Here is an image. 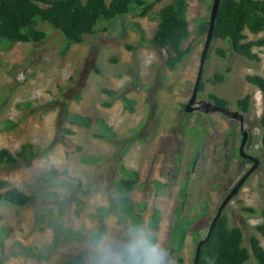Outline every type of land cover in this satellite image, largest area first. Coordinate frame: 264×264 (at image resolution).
<instances>
[{
	"label": "rangeland",
	"instance_id": "obj_1",
	"mask_svg": "<svg viewBox=\"0 0 264 264\" xmlns=\"http://www.w3.org/2000/svg\"><path fill=\"white\" fill-rule=\"evenodd\" d=\"M172 1L162 0L151 16L143 18L135 17L138 9L132 5L128 15L111 23L100 21L96 34L82 44L67 46L62 35L48 25L40 26L46 38L39 43L0 40V150L16 155L29 143L42 153L28 168L0 166V179L35 197L23 209L0 203V232L11 230L6 239L0 237V264H90V237L96 231L126 238L132 225L116 207L122 167L140 176L130 199L143 216L141 226L150 234L152 214L158 210L161 221L155 234L169 264H193L198 240L188 235L180 250L172 240L181 189L187 190L182 216L192 222L190 231L204 238L220 204L252 164L238 153V121L220 113L180 112L192 95L206 39L205 32L199 34V20L210 15L212 0H189L186 15L191 38L187 45L191 53L175 71H169L165 52L149 41L160 21L155 13ZM135 21L145 31V43ZM246 34L251 41L264 39V32ZM217 48L225 50V59L216 55ZM254 52L260 61H249L236 55L228 43L214 41L204 66L205 90L198 100L209 101V94H215L228 101L230 110L244 114L245 151L261 164L224 215L231 227L243 230L245 246L257 236L264 247V235L258 231L264 225V130L260 125L264 98L246 81L247 75L264 77V47ZM217 72L224 75V81L214 86L211 80ZM103 89L118 93L108 96ZM247 95L252 96L250 113L237 107V101ZM123 96L134 101V112L124 109ZM103 102L112 105L106 108ZM65 110L89 116L94 123L89 128L72 125ZM97 119H104L118 137L95 138V134H104ZM7 121L16 122L17 127L7 130ZM64 130L75 134L65 135ZM63 136L81 150L69 151ZM84 156L100 160L89 164L82 161ZM51 171L67 172L71 180L42 181ZM205 205L207 213L203 214ZM243 208H253L257 214ZM67 231L80 237H70ZM19 243L34 255L21 254ZM78 258L83 262L72 263Z\"/></svg>",
	"mask_w": 264,
	"mask_h": 264
},
{
	"label": "trees",
	"instance_id": "obj_2",
	"mask_svg": "<svg viewBox=\"0 0 264 264\" xmlns=\"http://www.w3.org/2000/svg\"><path fill=\"white\" fill-rule=\"evenodd\" d=\"M161 1L155 0L148 3L146 0H112L108 4L107 0H0V40H7L11 44L39 43L46 38V33L40 29V26L48 25L62 35L65 42H67V46L82 44L87 36L96 34L100 21L111 23L119 16H126L131 12L132 5H136L138 9L135 11V17H149L155 6ZM188 5L189 0H173L170 4L162 7L157 14L155 13L160 21L157 31L149 43L156 49L165 52L164 64L169 71H175L191 53V47L187 45L191 38L190 23L186 15ZM211 8L212 4L209 7L210 12ZM209 20L210 15L199 20V34L207 33ZM133 24L141 35V42L145 43V31L141 24L138 22H133ZM103 31L107 32L106 27ZM247 31L254 35L264 32V0H222L214 26L213 42L216 40L226 42L236 55L249 61L258 62L260 57L254 52V49L263 48L264 39L258 41L248 40ZM128 48L131 49L130 46ZM216 55L223 59L226 58V52L222 48L216 49ZM209 58L208 53L207 60ZM112 61L115 63L116 59ZM211 81L214 86L223 83L224 75L217 72ZM246 81L255 87L264 98V77L247 75ZM204 90L205 83L202 79L199 92L202 93ZM103 93L108 96H115L118 92L112 89H103ZM208 99L218 106L228 108V101L224 98L209 94ZM123 102L125 103V110L130 113L134 112L133 100L123 96ZM102 105L109 108L112 104L103 102ZM26 106L30 105L27 104ZM20 107L21 105H18V108ZM237 107L244 113H250L252 96L247 95L239 99ZM65 117L72 125H79L84 128H89L94 123V120L89 116L72 114L67 110H65ZM95 122L104 129V134H95V138L115 139L118 137L117 133L104 119H97ZM260 125L264 130V109ZM4 127L7 130H12L17 127V123L7 121L4 123ZM63 132L65 135L75 134L71 130H64ZM62 142L69 151L81 150V147L76 146L65 136L62 137ZM41 155L39 148L29 143L22 145L16 155L8 149H1L0 166L16 169L22 165L28 168ZM122 156L123 154H121ZM99 160L98 156H84L82 158L83 162L89 164L97 163ZM120 175L121 179L116 186V207L132 226H141L144 222L143 216L136 211L130 199V193L139 183L140 176L137 172L130 171L125 167L121 168ZM60 178L71 180L67 172L60 173L56 171L45 174L41 180L46 182L47 180L53 181ZM74 182L78 183V181ZM157 185L162 184L157 182ZM186 193L185 188L181 189L180 205L177 210L178 217L172 230V240L177 250L183 247L187 236L190 234L198 242L203 239L195 230L190 231L192 222L186 216H182ZM34 200V196L27 195L19 188L10 187L7 180L0 179L1 204L11 208L23 209L29 207ZM144 206L146 207L145 203ZM243 211L252 215L257 214L253 208H243ZM202 213H207L206 205L203 207ZM2 219L3 216L0 214V220ZM160 221L159 212L155 209L152 214L151 233L149 235L156 242L155 232ZM10 231L9 228L1 229L0 237L6 239ZM258 231L264 235V225L258 227ZM67 232L70 237H80L77 232ZM101 235H103V229L96 231L90 237V241ZM18 248L23 255H34L31 248H25L20 243ZM77 262L82 263L83 260L78 258L72 261V263ZM199 264H264V247L257 236H252L249 246H245L243 230L237 226L231 227L228 218L223 213L216 223L210 239L202 247Z\"/></svg>",
	"mask_w": 264,
	"mask_h": 264
},
{
	"label": "water",
	"instance_id": "obj_3",
	"mask_svg": "<svg viewBox=\"0 0 264 264\" xmlns=\"http://www.w3.org/2000/svg\"><path fill=\"white\" fill-rule=\"evenodd\" d=\"M222 0H213L212 8H211V14H210V20L208 23V29L206 33V40L204 43L203 50L201 52L200 57V63L199 68L197 72L196 81L194 84V88L192 91V95L188 103L185 107L186 113H192L194 111H201L206 114L210 113H220L226 116L229 119L238 121L240 123V129H241V144L238 150L239 156L241 159L248 160L252 162L251 168L242 176V178L236 183V185L231 189V191L228 193V195L224 198L222 203L220 204L210 226L207 235L205 238L200 240L197 243L196 250H195V256L193 264H199L201 254H202V247L205 243L210 239L213 229L218 222V220L223 215L224 210L228 206V204L233 200V198L237 195V193L244 187L246 181L256 172V170L259 168L261 161L259 158L248 154L245 151V147L248 141V132L245 130V117L244 114L239 111L230 110L229 108H224L221 106L216 105L213 102L208 101H198V96L200 94V85L203 79V73H204V66L207 60V55L209 53L210 47L213 42V32H214V26L219 10V6L221 4ZM198 104V105H197ZM197 105V106H196Z\"/></svg>",
	"mask_w": 264,
	"mask_h": 264
},
{
	"label": "clouds",
	"instance_id": "obj_4",
	"mask_svg": "<svg viewBox=\"0 0 264 264\" xmlns=\"http://www.w3.org/2000/svg\"><path fill=\"white\" fill-rule=\"evenodd\" d=\"M89 261L90 264H169L166 250L143 226L130 227L124 239L107 235L94 239L90 243Z\"/></svg>",
	"mask_w": 264,
	"mask_h": 264
},
{
	"label": "flooded vegetation",
	"instance_id": "obj_5",
	"mask_svg": "<svg viewBox=\"0 0 264 264\" xmlns=\"http://www.w3.org/2000/svg\"><path fill=\"white\" fill-rule=\"evenodd\" d=\"M198 97H199V96H198ZM190 98H191V97H190ZM189 100H190V99H189ZM189 100H188V101H189ZM208 100H209V99H208ZM198 101H207V100H198ZM208 102H209V101H208ZM210 102H212V101H210ZM187 103H188V102H187ZM187 103H186V104H187ZM213 103H214V102H213ZM186 104H183V107H182V109H181V111H180L181 113H182V111L185 112ZM197 105H198V104H197ZM197 105H196V106H197ZM194 112H201V111H194ZM185 113H186V112H185ZM192 113H193V112H192ZM201 113H204V112H201ZM204 114H206V113H204ZM210 114H211V113H210ZM246 161H247L249 164H252V162H250V161H248V160H246Z\"/></svg>",
	"mask_w": 264,
	"mask_h": 264
},
{
	"label": "bare ground",
	"instance_id": "obj_6",
	"mask_svg": "<svg viewBox=\"0 0 264 264\" xmlns=\"http://www.w3.org/2000/svg\"><path fill=\"white\" fill-rule=\"evenodd\" d=\"M210 14H211V12H210ZM205 40H206V39H205ZM203 47H204V46H203ZM210 48H211V47H210ZM200 57H201V55H200ZM199 63H200V61H199ZM195 81H196V80H195ZM194 84H195V83H194ZM193 88H194V87H193ZM247 181H248V180H247ZM247 181H246V182H247ZM217 210H218V209H217ZM224 211H225V210H224ZM216 212H217V211H216ZM223 213H224V212H223ZM212 220H213V219H212Z\"/></svg>",
	"mask_w": 264,
	"mask_h": 264
},
{
	"label": "crops",
	"instance_id": "obj_7",
	"mask_svg": "<svg viewBox=\"0 0 264 264\" xmlns=\"http://www.w3.org/2000/svg\"><path fill=\"white\" fill-rule=\"evenodd\" d=\"M135 22H138V23H140L139 21H135ZM141 24V23H140ZM2 215V214H1ZM3 216V215H2Z\"/></svg>",
	"mask_w": 264,
	"mask_h": 264
}]
</instances>
